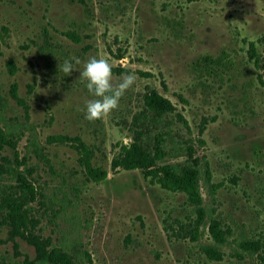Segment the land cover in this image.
I'll return each instance as SVG.
<instances>
[{"label":"rangeland","instance_id":"1","mask_svg":"<svg viewBox=\"0 0 264 264\" xmlns=\"http://www.w3.org/2000/svg\"><path fill=\"white\" fill-rule=\"evenodd\" d=\"M91 56L112 65L114 84L126 73L137 77L119 107L95 122L80 111L93 98L79 79ZM71 57L81 63L65 76L59 65ZM151 90L176 107L174 140L193 145L205 206L231 231L220 260L201 247L214 243L208 226L198 242L174 233L189 223L184 194L145 179L141 169H112ZM0 123L17 141L16 149L0 148V264L37 262L1 208L26 166L55 205L60 191L79 186L76 236L90 264H264V0H0ZM32 136L53 170L28 152ZM176 153L169 163L186 160ZM25 156L28 165H19ZM89 170L108 176L92 181ZM42 204H31L38 217ZM41 218L43 235L56 243L62 230L73 233L63 219ZM241 240L263 248L245 251Z\"/></svg>","mask_w":264,"mask_h":264},{"label":"trees","instance_id":"2","mask_svg":"<svg viewBox=\"0 0 264 264\" xmlns=\"http://www.w3.org/2000/svg\"><path fill=\"white\" fill-rule=\"evenodd\" d=\"M251 50L254 51L253 43ZM113 71L119 74L128 72L119 67L114 68ZM144 107L133 117V126H135L133 140L121 146L120 153L112 160V169H141L145 179L161 185L167 191L184 194L187 204L191 207L189 223L181 225L174 233L179 235L183 230L184 234L181 235L183 238L189 237L191 241L198 242L203 235L202 227L208 226L214 243L201 247L209 259H222L221 249L228 244L231 231L224 228L218 216L212 214L205 206L200 183L202 162L196 156L193 145L189 143L181 145L174 140L173 125L169 116L176 112V107L170 99L157 90H151L145 94ZM177 116L184 121L181 114L177 113ZM16 145L17 141L13 138V134L3 128L0 123V148L10 146L16 149ZM173 150H177L175 157L184 156L186 160L169 163L168 158ZM28 152L38 159H43L45 163L48 162L50 169L53 170L37 136L29 138ZM26 157L19 165H28ZM32 173L29 166H26L24 171L19 170L17 190L4 191L1 208L10 220L13 233L23 237L35 248L36 264H90L92 255L84 248L80 236L79 238L76 236L82 226L81 216L76 212L78 205L74 201L79 197V186H70V193L60 191L64 196L59 199V205H55L56 201L39 189L35 181L29 178ZM88 174L92 181H101L108 176L106 170H89ZM211 178L209 168L206 167V182L211 184ZM38 199H41L43 203L44 214L41 217L45 215L55 225H58L57 220L63 219L71 225L70 228H73V233H70L72 230L69 232V229L62 230L60 243H56L52 236L43 235V229L40 226L42 218L33 212L31 206ZM54 205L58 208L55 209ZM239 246L249 252H259L263 248L260 242L247 240H241Z\"/></svg>","mask_w":264,"mask_h":264},{"label":"clouds","instance_id":"3","mask_svg":"<svg viewBox=\"0 0 264 264\" xmlns=\"http://www.w3.org/2000/svg\"><path fill=\"white\" fill-rule=\"evenodd\" d=\"M81 60L78 57L66 59L59 70L70 76ZM79 79L86 82V88L93 97L85 102L80 111L85 112V119L90 122L102 120L119 107L121 98L136 83L134 73H126L118 83H113L112 65L104 58L91 56L84 63Z\"/></svg>","mask_w":264,"mask_h":264}]
</instances>
